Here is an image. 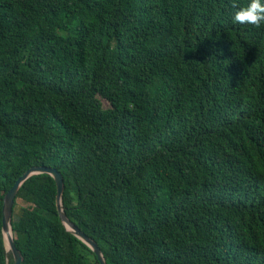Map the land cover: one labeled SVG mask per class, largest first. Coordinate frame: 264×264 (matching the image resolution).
I'll list each match as a JSON object with an SVG mask.
<instances>
[{"label": "trees", "instance_id": "16d2710c", "mask_svg": "<svg viewBox=\"0 0 264 264\" xmlns=\"http://www.w3.org/2000/svg\"><path fill=\"white\" fill-rule=\"evenodd\" d=\"M246 3L0 0V264L4 196L34 166L62 174L106 264H264V26L233 21ZM11 230L21 264H100L50 175L20 186Z\"/></svg>", "mask_w": 264, "mask_h": 264}, {"label": "water", "instance_id": "95a60500", "mask_svg": "<svg viewBox=\"0 0 264 264\" xmlns=\"http://www.w3.org/2000/svg\"><path fill=\"white\" fill-rule=\"evenodd\" d=\"M38 174L50 175L56 185V207L59 218L62 224L65 226L67 231L73 234L75 237L84 242L92 253L97 258L100 264H106L105 258L103 257L102 251L97 243L86 236L73 222L69 221L64 213V207L62 205V194L64 190V182L62 174L55 168L47 166H34L26 170L6 193L3 199L2 206V232L4 237L5 248L7 252H11L13 256V264H21L23 262V257L21 252L17 249L14 244L12 236L9 234L11 230V220H12V209L17 196L18 189L20 186L31 176ZM7 235V244L5 242V236Z\"/></svg>", "mask_w": 264, "mask_h": 264}, {"label": "clouds", "instance_id": "9594fccd", "mask_svg": "<svg viewBox=\"0 0 264 264\" xmlns=\"http://www.w3.org/2000/svg\"><path fill=\"white\" fill-rule=\"evenodd\" d=\"M233 21L258 28L264 26V0H247L246 4L237 6Z\"/></svg>", "mask_w": 264, "mask_h": 264}, {"label": "rangeland", "instance_id": "374dc122", "mask_svg": "<svg viewBox=\"0 0 264 264\" xmlns=\"http://www.w3.org/2000/svg\"><path fill=\"white\" fill-rule=\"evenodd\" d=\"M103 105H104V107H107L108 105H107V103L103 100ZM17 204L19 205V206H25V204L21 201V200H18L17 201Z\"/></svg>", "mask_w": 264, "mask_h": 264}, {"label": "bare ground", "instance_id": "6f19581e", "mask_svg": "<svg viewBox=\"0 0 264 264\" xmlns=\"http://www.w3.org/2000/svg\"><path fill=\"white\" fill-rule=\"evenodd\" d=\"M9 234L12 236V235H13V234H12V231H10ZM5 242H6V246H7V248H8V244H7V235L5 236Z\"/></svg>", "mask_w": 264, "mask_h": 264}]
</instances>
